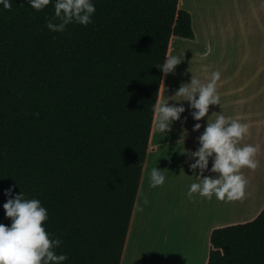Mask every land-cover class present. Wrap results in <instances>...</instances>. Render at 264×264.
<instances>
[{
  "label": "trees",
  "instance_id": "1",
  "mask_svg": "<svg viewBox=\"0 0 264 264\" xmlns=\"http://www.w3.org/2000/svg\"><path fill=\"white\" fill-rule=\"evenodd\" d=\"M181 0H94L92 23L49 31L50 2L0 6V223L15 186L48 210L65 264H120L173 39L194 41ZM205 264H264V207L214 228Z\"/></svg>",
  "mask_w": 264,
  "mask_h": 264
},
{
  "label": "rangeland",
  "instance_id": "2",
  "mask_svg": "<svg viewBox=\"0 0 264 264\" xmlns=\"http://www.w3.org/2000/svg\"><path fill=\"white\" fill-rule=\"evenodd\" d=\"M231 2L180 1L182 10L192 16L196 36L194 41L173 39L171 43L172 52L182 60L171 72V81L175 86L169 95L172 104L183 105L186 102L184 113H190L191 109L186 111L189 102L184 97L175 96L181 84L190 83L192 76L207 83L211 73L217 70L222 72L231 59L242 65L243 40L233 39L228 34L229 21L240 18L241 12L242 18L244 16L247 21L259 19V14L264 20V3H257L254 9L243 15V9L236 7L238 3L232 5ZM251 49L253 56L264 53V38L256 34ZM176 121L172 122L169 130L173 129ZM164 140L147 160L149 169L140 184L135 228L123 264H205L210 250L209 236L214 228L251 221L264 207V186H259V182L257 186L259 166L255 170L247 167L240 170L248 181L246 196L240 200L221 201L213 195L215 208L212 209L204 200L206 198L198 193L189 198L187 191L191 181L186 166L180 160L181 148L179 145L173 146L179 155L167 161L164 152L172 148L165 149ZM153 167L163 170L166 177L163 185L150 186ZM193 182H196V178ZM145 199L147 204L144 203Z\"/></svg>",
  "mask_w": 264,
  "mask_h": 264
},
{
  "label": "clouds",
  "instance_id": "3",
  "mask_svg": "<svg viewBox=\"0 0 264 264\" xmlns=\"http://www.w3.org/2000/svg\"><path fill=\"white\" fill-rule=\"evenodd\" d=\"M53 4L54 14L47 19L45 26L52 32H64L72 23L88 25L92 23L96 11L94 0H27L33 9L41 10L49 3ZM4 9L12 7V0H0ZM179 55L166 54L162 64H157L164 74L174 71L180 64ZM221 78L219 70L211 73L207 83L192 76L190 83H183L175 96L184 97L189 107L194 109L191 115L200 121L209 112L210 105H220V95L217 92V82ZM153 127L162 133L171 128L172 122L179 120L185 107L180 104L160 102L159 97L152 106ZM204 131L198 137L199 147L189 153L193 158L189 163L192 170L199 169L195 175L196 182L190 184L187 196L192 198L194 193L211 199L213 195L218 200H240L246 196L245 188L248 183L240 171L247 167L255 170L258 160L255 158L259 145L238 142L249 133V124L238 119L226 117L222 112L217 113L214 120L210 119ZM194 130L201 128L200 123L193 126ZM209 158L212 166L209 169ZM205 170L217 173L216 176H204ZM163 170L153 167L150 171V186L157 187L165 183ZM15 186L5 190L8 197L3 207L5 215L11 218L10 226L0 223V264H65L68 260L66 253H57L62 241L46 230L45 221L48 210L37 198H27L21 191L16 193ZM148 203L147 199L144 201Z\"/></svg>",
  "mask_w": 264,
  "mask_h": 264
},
{
  "label": "crops",
  "instance_id": "4",
  "mask_svg": "<svg viewBox=\"0 0 264 264\" xmlns=\"http://www.w3.org/2000/svg\"><path fill=\"white\" fill-rule=\"evenodd\" d=\"M231 3L232 5L233 3H238L236 7H241L244 15V12L250 11L252 8L254 9L257 3L262 5L264 0H232ZM242 4L243 7L241 6ZM231 8L233 10L235 9L232 6ZM228 25V34H231L233 39L237 38L243 40L244 53L242 56V65L236 64V61L231 59L230 64L225 67V69H222L226 74H223L222 71L221 78L217 82V92L220 95V105H210L208 114L200 121H196L191 115V112L194 110H192L189 107V103H187L186 111L191 109L190 113H181L180 119L175 122L174 127H172L173 129L165 133L159 132L155 128L153 129L146 160H149L150 155L160 147L163 139H165V149L179 145L181 148L180 160L186 166L188 176L190 177L189 179L191 183H193V179L196 178L195 175L199 174V169L194 171L189 168V163L193 160L189 153L199 147L198 137L204 131L209 116H211V120H214L217 113L222 112L226 117L238 119L240 122L249 124V133L238 142V146H243L244 144L259 145L260 150L257 153V159L259 162V179L257 181V186L258 182L259 186H264V53H257L253 56L251 49V42L256 34H259L260 38H264V20H262L261 14H259V19L247 21L244 16L242 18L241 12L240 18L232 19L229 21ZM231 54L233 55V53ZM170 55H175V53L172 52V47ZM171 79L172 73L165 75L163 89L160 96V102H168L169 105L172 104L169 93L171 94V91L172 89L174 90L175 86ZM196 123L201 124L199 130H194L193 128ZM165 152L164 157L167 161H172L174 155H179V153L177 154L173 148ZM148 163L149 162L146 161L145 168H143L142 178L149 169ZM211 166L212 158H209V169H211ZM203 175L216 176L218 174L213 173L210 170H205ZM139 191L120 264L124 263V257L128 252L129 243L135 228L134 222L138 208ZM204 200L209 203L212 209L215 208L214 197L211 199L206 198Z\"/></svg>",
  "mask_w": 264,
  "mask_h": 264
}]
</instances>
